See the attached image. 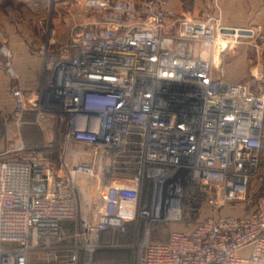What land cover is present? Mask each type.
I'll use <instances>...</instances> for the list:
<instances>
[{
    "label": "built area",
    "instance_id": "obj_1",
    "mask_svg": "<svg viewBox=\"0 0 264 264\" xmlns=\"http://www.w3.org/2000/svg\"><path fill=\"white\" fill-rule=\"evenodd\" d=\"M82 5L93 19L65 38L52 24L43 28L47 39L36 53L45 67L32 90L0 45L15 82L12 116L53 121L60 136L57 159L43 150L0 157V264H30L31 253L56 250L67 254L55 264H102L94 259L99 232L129 226L134 236L142 232L129 264L258 262L264 96L212 74L204 53L226 26L171 11L164 0ZM247 30L264 52V21ZM79 149L92 158L71 160ZM197 194L214 209L243 203L251 210L207 216L165 243L149 240L150 221L180 220L183 201ZM246 247L251 253L241 256Z\"/></svg>",
    "mask_w": 264,
    "mask_h": 264
},
{
    "label": "rangeland",
    "instance_id": "obj_2",
    "mask_svg": "<svg viewBox=\"0 0 264 264\" xmlns=\"http://www.w3.org/2000/svg\"><path fill=\"white\" fill-rule=\"evenodd\" d=\"M164 1L166 7L176 13L184 12L187 14L188 10L192 8V0ZM0 13V45L8 43L12 58L26 53L38 62L37 86L41 81V72L45 66L43 59L36 53V48L47 39V35L43 31L45 25L52 24L58 35L65 38L71 27L93 19L83 9L82 0H0ZM226 25H228L226 27L234 28V26H229L232 24ZM242 28L255 29V26L249 24ZM217 40L212 51L215 56L212 59L213 70L221 65L226 71L224 68L226 60L223 55L237 42L253 39L248 34H240L235 31L232 35L227 33L223 39L219 36ZM216 43L220 44L216 45ZM4 61L5 58L0 54L1 71L2 68L4 69ZM219 61L221 64L215 67ZM14 84L12 79L0 75V157L18 156L30 150H43L50 154L53 159H57L60 136L53 121L37 123L29 112L23 114L19 119L12 116L10 89ZM262 154L264 155V145ZM76 159H78L77 156L72 157L71 160ZM252 202L253 200L250 199L249 204ZM181 210L180 220L159 219L150 221L149 240L164 239L170 230H189L197 222L215 212V209L210 207L205 198L199 194L190 199L186 198ZM141 238L142 232L134 238L130 237L129 245L138 243ZM44 263H48L47 258Z\"/></svg>",
    "mask_w": 264,
    "mask_h": 264
},
{
    "label": "crops",
    "instance_id": "obj_3",
    "mask_svg": "<svg viewBox=\"0 0 264 264\" xmlns=\"http://www.w3.org/2000/svg\"><path fill=\"white\" fill-rule=\"evenodd\" d=\"M179 13L184 14V12ZM187 14L194 18L214 19L222 26L232 24L229 26L242 28L252 24L256 28V26L261 25L264 18V0H192V8L188 10ZM6 44L8 45L7 42ZM8 48L10 49L9 45ZM223 57L226 60L224 66L226 71L221 67L219 61L215 67L218 65L220 67H217L216 70H213L214 66L212 64V74L214 76L222 75L228 81L245 83L251 93L264 96V52L254 46L253 40L237 42ZM11 62L22 87L27 90L36 88L39 72L38 62L26 53L13 58L11 55ZM0 75L1 77L5 75L9 79L3 68L2 71L0 70ZM11 106H13L12 98ZM252 185L255 187L254 184ZM250 210L251 207L246 208V204L243 203H227L221 208L215 209V212L208 216L244 215L249 213ZM189 230H170L164 239L151 241L165 243L168 241L170 232ZM130 237H133L131 226L128 227L125 233H119L112 229L101 230L98 234V247L94 259L102 264H129L132 261V248L129 245ZM250 253V247H246L239 252L241 256H249ZM66 254V250L38 251L29 255V261L30 264H45L44 260L47 258V264H55L58 259ZM255 264H264V252Z\"/></svg>",
    "mask_w": 264,
    "mask_h": 264
},
{
    "label": "bare ground",
    "instance_id": "obj_4",
    "mask_svg": "<svg viewBox=\"0 0 264 264\" xmlns=\"http://www.w3.org/2000/svg\"><path fill=\"white\" fill-rule=\"evenodd\" d=\"M236 29V28H235ZM243 29H246V28H243ZM236 31V30H235ZM218 41V40H217ZM219 42V41H218ZM220 43H216V45H219ZM213 51V47H212V49L210 50V52H205L204 53V56H210L211 57V62H212V59L215 57L214 56V52H212ZM207 54V55H206ZM78 157V159L79 158H86V159H91L92 158V155H91V153L89 152V151H85V150H83V149H79V151H78V153H76V154H73V155H71L70 156V159H72V157ZM80 182H81V184L83 183H85L86 181H82V180H80ZM91 194H90V197H91V199H92V196H93V192H90ZM94 195H96V194H94ZM175 216H176V213L174 214ZM156 217V216H155Z\"/></svg>",
    "mask_w": 264,
    "mask_h": 264
},
{
    "label": "water",
    "instance_id": "obj_5",
    "mask_svg": "<svg viewBox=\"0 0 264 264\" xmlns=\"http://www.w3.org/2000/svg\"><path fill=\"white\" fill-rule=\"evenodd\" d=\"M235 28L233 27H226L222 29V32L228 33V34H233L235 32ZM240 34H250V31L247 29L243 28H237V30Z\"/></svg>",
    "mask_w": 264,
    "mask_h": 264
},
{
    "label": "trees",
    "instance_id": "obj_6",
    "mask_svg": "<svg viewBox=\"0 0 264 264\" xmlns=\"http://www.w3.org/2000/svg\"><path fill=\"white\" fill-rule=\"evenodd\" d=\"M139 232V231H138ZM133 237H134V234L132 233Z\"/></svg>",
    "mask_w": 264,
    "mask_h": 264
}]
</instances>
